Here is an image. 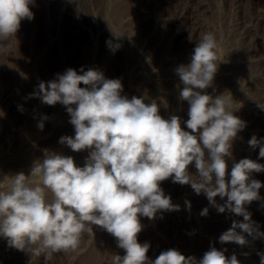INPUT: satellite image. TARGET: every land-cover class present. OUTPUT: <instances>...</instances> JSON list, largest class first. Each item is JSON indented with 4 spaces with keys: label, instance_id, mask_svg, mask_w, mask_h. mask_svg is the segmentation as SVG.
<instances>
[{
    "label": "rangeland",
    "instance_id": "1",
    "mask_svg": "<svg viewBox=\"0 0 264 264\" xmlns=\"http://www.w3.org/2000/svg\"><path fill=\"white\" fill-rule=\"evenodd\" d=\"M30 8L34 18L22 20L15 35L0 39V187L6 190L17 173L30 175L45 151L72 156L77 166H84L88 150L74 152L59 143L61 136L75 134L65 107L46 105L33 95L41 81L53 80L68 68H94L106 78L120 79L122 95L155 102L163 118L176 115L190 131L185 124L189 105L179 99L183 85L175 69L190 62L205 32L218 41V70L203 91L213 97L224 94L234 114L246 122L232 142L227 170L243 158L264 164L259 148L248 144L252 135L264 138V0H34ZM44 116L48 119L40 130L37 125ZM189 171L196 170L189 166ZM251 178L264 184V172H253ZM30 179L40 183L37 177ZM160 186L180 210L158 212L154 219L139 217L138 242L150 244L149 261L171 248L199 260L214 246L226 249L229 258L235 254L241 264H260L264 237L245 234L248 243L243 246L219 242L242 216L219 213L204 193L197 195L190 185L171 178ZM259 196L245 207L254 227L264 233V187ZM215 199L220 205L226 201ZM204 208L207 216L200 214ZM123 254L116 239L99 226H93L92 235L84 232L78 247L67 251L38 250L35 245L21 251L0 237V264H113V257Z\"/></svg>",
    "mask_w": 264,
    "mask_h": 264
},
{
    "label": "clouds",
    "instance_id": "2",
    "mask_svg": "<svg viewBox=\"0 0 264 264\" xmlns=\"http://www.w3.org/2000/svg\"><path fill=\"white\" fill-rule=\"evenodd\" d=\"M32 4L34 0H0V39L15 35L22 20L34 18ZM217 46L213 33H202L190 62L175 69L183 85L179 99L189 105L185 124L190 131L181 127L176 115L163 118L155 102L122 95L121 80L106 78L98 69L68 68L53 80L41 81L33 95L46 105H63L74 127V136H61L59 143L89 154L81 167L72 156L45 151L30 175L11 176L7 189L0 187V237L21 251L33 245L38 250L67 251L78 247L84 232L92 235L93 226H99L124 251L113 257V264H241L235 254L229 258L226 249L214 246L199 260L171 248L149 261L150 244L138 242L139 217L154 219L158 212L180 210L160 186L169 178L190 185L197 195L204 193L219 213L227 210L243 217L220 235L221 244L243 246L248 243L245 234L264 237L245 207L260 199L264 184L251 177L264 172V164L243 158L228 172L226 158L246 122L234 114L232 101L224 94L213 97L203 91L218 70ZM47 119L38 123L40 130ZM248 144L258 147L264 158V138L253 135ZM189 166L195 168L194 174ZM217 196L226 197L223 205L217 204ZM185 204L190 210V202ZM200 214L207 216L208 208ZM258 255L264 264V253Z\"/></svg>",
    "mask_w": 264,
    "mask_h": 264
},
{
    "label": "bare ground",
    "instance_id": "3",
    "mask_svg": "<svg viewBox=\"0 0 264 264\" xmlns=\"http://www.w3.org/2000/svg\"><path fill=\"white\" fill-rule=\"evenodd\" d=\"M113 7H114V6H113ZM112 9H113V8H112ZM118 9H119V8H118ZM218 54H219V53H218ZM219 57H220V56H219ZM99 58H100V57H99ZM1 79H2V78H1ZM169 83H170V82H169ZM240 86H241V85H240ZM1 87H2V86H1ZM238 87H239V86H238ZM1 90H2V89H1ZM25 110H26V109H25ZM240 111H241V110H240ZM241 115H242V114H241ZM254 134H255V133H254ZM252 136H253V135H252ZM1 162H4V161H1ZM5 162H6V161H5ZM5 162H4V163H5ZM9 162H10V161H9ZM4 163H3V165H4ZM7 163H8V162H6V165H5V166H7ZM1 166H2V165H1ZM8 166H9V165H8ZM8 166H7V167H8ZM7 167L4 168V169H7ZM1 169H2V168H1ZM4 169H2L3 172H4ZM27 169H28V168H27ZM7 170H9V169H7ZM15 170H16V169H15ZM5 173H8V171H6ZM10 173H11V172H10ZM1 174H2V172H1ZM4 175H5V174H4ZM4 175H3V176H4ZM5 176H6V175H5ZM3 181H4V179H3ZM1 184H3V183H1ZM49 194H50V193H49Z\"/></svg>",
    "mask_w": 264,
    "mask_h": 264
}]
</instances>
